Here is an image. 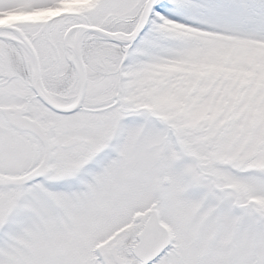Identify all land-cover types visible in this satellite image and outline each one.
I'll list each match as a JSON object with an SVG mask.
<instances>
[{
    "label": "snow or ice",
    "instance_id": "obj_1",
    "mask_svg": "<svg viewBox=\"0 0 264 264\" xmlns=\"http://www.w3.org/2000/svg\"><path fill=\"white\" fill-rule=\"evenodd\" d=\"M0 264H264V0H0Z\"/></svg>",
    "mask_w": 264,
    "mask_h": 264
}]
</instances>
